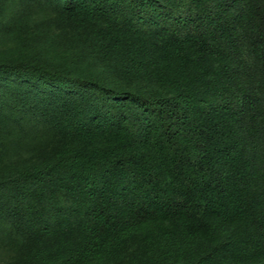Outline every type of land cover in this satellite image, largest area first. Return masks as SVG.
Masks as SVG:
<instances>
[{"label":"trees","instance_id":"16d2710c","mask_svg":"<svg viewBox=\"0 0 264 264\" xmlns=\"http://www.w3.org/2000/svg\"><path fill=\"white\" fill-rule=\"evenodd\" d=\"M0 264H264V0H0Z\"/></svg>","mask_w":264,"mask_h":264}]
</instances>
